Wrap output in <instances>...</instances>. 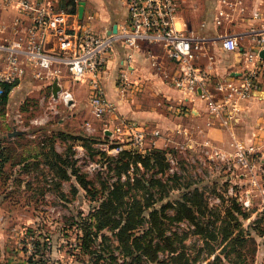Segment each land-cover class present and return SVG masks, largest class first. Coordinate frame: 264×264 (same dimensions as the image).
<instances>
[{
	"label": "rangeland",
	"instance_id": "rangeland-1",
	"mask_svg": "<svg viewBox=\"0 0 264 264\" xmlns=\"http://www.w3.org/2000/svg\"><path fill=\"white\" fill-rule=\"evenodd\" d=\"M50 1L54 9L68 8L77 14L78 0ZM62 109L66 111L64 107ZM65 111L49 113L46 120L31 124L28 130L35 133V138L43 139L51 130L57 133L59 128L65 129L64 124L68 126L71 122V119H59ZM84 115L85 112L78 113L75 118L78 126L72 131L87 136L85 141L76 139L66 145L61 142L57 147L66 148L64 152L69 154L73 167L83 174L90 187L83 189L73 175L64 178L57 165L47 167L42 155L25 161L15 168L16 171L8 170L4 178L13 184L3 186L2 191L13 197L14 202L7 200L2 204L0 264H136L135 257L140 250L132 243L129 247L123 243V237L115 234L117 229L98 228L99 221L92 215L100 205L98 197L104 194L108 182L117 179V174L114 168L107 166L102 170H86L87 160L100 158L104 162L102 154H114L103 148L102 142L111 139L102 133V123L96 121L97 129L89 134L84 129V122L90 118L85 119ZM180 120L177 127H167L157 137L165 142V148L176 150L177 173L160 183L158 177H152L154 183L146 189L134 184L127 193L132 197L126 201L125 208L132 214L139 211V215H147L155 208L160 212L162 204L174 203L182 190L192 195L189 191L195 187L207 195L208 203L206 205L205 200L198 203L191 217L185 216L183 208L177 204H167L164 215L158 217L161 229L158 232L150 231L147 222H142L143 226L133 225L131 233L140 235V244L152 241L162 245L155 260L143 255L141 261L143 264H264L262 139L257 142L259 140L254 138H239L246 143L257 142L258 146L249 154V166L244 168L228 153L233 149L229 143L231 133L230 137L211 140L212 146L217 145L222 153L210 154L212 146L202 143L204 135L184 118ZM182 126L187 128L185 132L181 130ZM81 144L82 151L76 147ZM35 147H38L37 143ZM25 159L26 156L21 157V162ZM140 173L138 171L142 177ZM216 196L223 201L214 206ZM227 196L236 198L237 203L226 200ZM244 200H248V204ZM87 232L88 247H83L82 239Z\"/></svg>",
	"mask_w": 264,
	"mask_h": 264
},
{
	"label": "built area",
	"instance_id": "built-area-1",
	"mask_svg": "<svg viewBox=\"0 0 264 264\" xmlns=\"http://www.w3.org/2000/svg\"><path fill=\"white\" fill-rule=\"evenodd\" d=\"M246 1L217 0L214 23L221 25L226 20L231 21L245 10ZM177 5V0H126V24L113 34L100 35L86 23H69V16L73 12L68 8L54 9L48 0H0V95L3 93L2 84L15 85L27 73L37 79L55 80L58 86L56 94L50 92L46 99V109L51 112L54 111L53 102H60L64 106L71 104L72 92L62 88L59 81L63 76L74 81H87L92 117L103 120L102 133L111 139L102 142L107 153L116 155L123 148L145 153L156 147L155 140L161 135V130L116 114L115 105L106 97L102 82V72L113 40L119 39L131 49L143 44L148 46L150 64L168 80L171 88L180 91L186 98L190 97V100L197 96L204 98L207 113L205 126L232 128L243 103L258 87V72L264 57L260 54L261 50L264 51L263 22L253 30L257 37L251 47L243 48L234 34H221L223 50L239 51L241 69L237 74L228 73L210 84L208 70L197 61L205 42L202 37L187 32L185 27L175 23ZM10 10L13 15L5 20L1 14ZM73 14L75 19L78 18L76 13ZM200 26L203 27L204 23L201 22ZM154 46L163 50L171 67L151 50ZM131 57L132 54L128 53L127 59ZM116 80L119 92L124 91L129 84L125 69L118 73ZM184 104L182 100L175 108L178 115H189L190 109ZM4 115L10 116L16 128L24 130L46 117V114L37 115L27 122L18 109ZM106 115H112L115 120L111 125L106 123ZM195 128L198 133L204 134L203 126ZM84 129L89 134L96 130L91 120L84 122ZM186 129L185 126L181 127L184 132ZM262 141L264 144V138ZM202 143L212 146L208 138H204ZM229 143L233 146L229 155L247 168L249 154L258 149L257 142L246 143L232 135ZM76 147L82 151V144ZM213 153L219 155L222 152L215 145L210 151V154ZM75 157L78 158V152ZM167 161L165 174L177 172L178 159L172 152L167 153ZM85 168L88 171L102 170L106 164L100 158L89 159ZM215 200L218 202L220 199L216 196ZM243 202L248 204V200Z\"/></svg>",
	"mask_w": 264,
	"mask_h": 264
},
{
	"label": "crops",
	"instance_id": "crops-1",
	"mask_svg": "<svg viewBox=\"0 0 264 264\" xmlns=\"http://www.w3.org/2000/svg\"><path fill=\"white\" fill-rule=\"evenodd\" d=\"M216 1L177 0L178 7L175 17L177 25L185 27L187 32H193L203 38L205 45L202 46L201 52L199 51L197 61L208 70L210 84L228 73L237 74L241 69L239 51L223 50L220 45L221 34H234L243 48H247L253 46L255 37H257L253 30L258 29L262 22L264 25V0H247L243 12L235 15L231 21H224L221 25L214 23ZM84 2L82 18L75 19L72 13L68 19L69 23L72 24L76 21L82 24L86 23L94 32L105 35L113 34L114 26L118 31L127 22L126 0H84ZM1 15L5 20H9L13 11L2 12ZM201 22L204 23L203 27L200 26ZM151 50L158 55L159 59L165 61L164 63L168 67H171L162 49L154 46ZM128 53L132 54L131 59H127ZM147 53L148 46L144 44L139 48L131 49L119 39L113 40L112 49L102 72V82L106 97L115 105L116 114L132 118L150 128H159L161 132L167 127H177L181 122L180 119L184 118L190 126H203L205 128L203 138H209V140H216L219 137L227 138L230 137V133L237 138L248 140L254 138L255 141L259 140L257 142L263 140L264 57L258 72L259 83L256 91L243 103L232 128L226 129L205 126L207 113L204 98L197 96L190 100V97L186 98L183 93L171 88L168 80L150 64ZM124 69L127 72L129 84L126 85L124 91L119 92L116 79L118 73ZM59 81L62 88H67L72 92L73 98L71 104L66 106H58L57 103L60 102H53L54 111L51 112L46 109V99L54 88L55 80L50 82L45 79H37L27 73L8 92L5 105L8 114L18 109L22 111L27 122L38 114H46V120L49 113L65 111L62 109L64 107L66 111L59 119L62 121L71 119L73 124L71 122L68 126L64 124L65 129L59 128L57 133L51 130L44 135L43 139H39L35 138V133L32 131L16 128L9 115L1 116L0 146L4 147V151L0 153V213H2V204L5 201L14 202L13 197L7 196L2 191L3 186L13 184L10 179L4 178L7 176L8 170L16 171V167L30 159H38L40 155L47 167L51 168L49 148L52 144L56 152L62 156L66 154L69 156L67 152H64L66 148L61 150L57 144L62 142L66 145L67 142L72 143L76 140L78 134L72 129H77L78 123L76 124L75 118L79 112H85V119L90 118L95 129H97L96 121L103 124V120L92 117L90 112L87 81H74L66 76H63ZM182 100L185 101L184 105L190 109L189 115H178L175 110ZM105 120L109 125L115 121L112 115H106ZM262 140L261 142H263ZM35 143L38 144L37 148ZM164 143L163 140H155V146L158 148H165ZM25 156L26 159L21 162V157ZM63 180L65 179L63 178Z\"/></svg>",
	"mask_w": 264,
	"mask_h": 264
},
{
	"label": "trees",
	"instance_id": "trees-1",
	"mask_svg": "<svg viewBox=\"0 0 264 264\" xmlns=\"http://www.w3.org/2000/svg\"><path fill=\"white\" fill-rule=\"evenodd\" d=\"M12 86L13 85L11 84H2L3 93L0 95V110L3 115L6 112L5 105L7 102L8 92ZM84 138H87V136L76 135L75 139H79L84 142ZM49 150L51 156L49 163L51 167H53V165H57L59 172L64 178L68 177V175H73L83 189H88V187H90L88 182L84 179L83 174L79 173L76 167H73L72 160L69 158L70 156L67 154L62 156L60 153L56 152L54 150L53 144L50 145ZM2 151H4V147L0 146V153ZM168 152L175 154L176 150L173 148L169 150L168 148L152 147L145 153H139L131 151L128 148H123L119 153L113 156L102 154V157H104V162H106V166L116 170L115 172L117 174V179H114L112 182H108L106 184L107 186L103 189L104 194L98 197L100 205L97 211L92 215H94L99 221L97 223L98 228L102 229L103 227H111L112 229H117L115 234L121 235V238L123 237V241L119 238L123 243L127 244L128 247L129 244L132 243L140 250L138 252L139 254H137L135 257L136 264H143L141 261L143 255L151 261L155 260L157 257V250L159 247H162V245L158 242L154 243L152 241H148L146 244H140V235H134L131 233V230L134 227L133 225H141L142 222H147L150 231L154 230L158 232L161 230L159 229L160 226L158 224V217L164 215V208L167 204H177V206L183 208L185 216L191 217L195 206H198L201 202H204V200L206 205L208 203L207 195L205 196L204 192H201L202 190L199 191L198 188L195 187L189 191V193L192 195H188L182 190L179 198L174 203L167 202V204H162L160 212L159 209L155 208L153 210L150 209L147 215L142 213V215H139V211L132 214L130 209L128 210L125 208V205L128 203L126 201H129L132 197L129 196L130 194L127 195V193H129V189H131L134 184H140L146 189L154 183L152 182V177L154 176L158 177V183H160V180L165 181V179H169L168 177H174V174L177 172L165 174V171L168 167ZM138 171L141 172L140 174L143 175L142 177H139L140 175H138ZM148 173L150 174L148 175ZM146 174L148 176H146ZM122 176L124 177L122 178ZM120 179H122V181ZM226 198V200H234L237 203V199L234 197L227 196ZM222 201L223 199L219 200V202H217L214 206L219 205L222 203ZM234 201L233 203L236 204ZM238 207V205H235L236 209H238ZM86 236H89L88 232L85 233V237L83 236V247L85 245L88 247V244H86L85 241ZM93 236L94 235L92 234V238ZM131 237L132 239L130 240ZM167 245L169 244L167 243ZM168 247L172 251L171 246Z\"/></svg>",
	"mask_w": 264,
	"mask_h": 264
},
{
	"label": "water",
	"instance_id": "water-1",
	"mask_svg": "<svg viewBox=\"0 0 264 264\" xmlns=\"http://www.w3.org/2000/svg\"><path fill=\"white\" fill-rule=\"evenodd\" d=\"M84 3H85L84 0H79V5H78V7H77V17L80 18V19H81L82 16H83ZM112 31H113V32H116V31H117L115 26L113 27ZM260 54L263 56V55H264V51L261 50V51H260ZM53 86H54V88H53L52 92H53V94H56V91H57V89H58V86H56L55 83H53ZM55 86H56V87H55ZM255 91H256V90H254L253 93H254ZM11 133H12V132H11Z\"/></svg>",
	"mask_w": 264,
	"mask_h": 264
}]
</instances>
